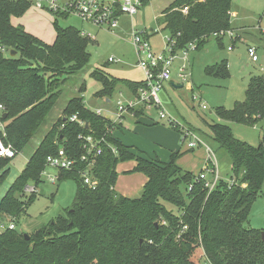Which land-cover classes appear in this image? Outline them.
I'll return each instance as SVG.
<instances>
[{
	"label": "trees",
	"instance_id": "trees-1",
	"mask_svg": "<svg viewBox=\"0 0 264 264\" xmlns=\"http://www.w3.org/2000/svg\"><path fill=\"white\" fill-rule=\"evenodd\" d=\"M231 4L232 0H174L156 20L157 27L173 41L174 52L190 44L199 51L210 37L220 45L232 30ZM30 7L31 0H0V46L16 53L14 57L0 53V105L4 108L0 140L16 153L35 137L63 95L65 81L81 72L90 57L89 38L72 26L54 23V41L46 44L13 25L12 19ZM208 73L227 75V65L222 63ZM89 77L100 85L94 97L103 101H110L119 87L130 96L143 86V81L114 79L99 69ZM84 92L83 83L34 148L0 200V217L15 222L25 212L33 197H17L16 193L28 181L37 184L46 158L59 148L76 162L72 170L58 174V180L64 176L76 183L73 205L27 240L14 230L0 234V264H200L201 256L209 264H264V228L249 225L251 208L262 196L264 131L259 144L252 146L235 138L228 125L254 126L262 118V77L250 80L243 102L231 110L219 109L217 115L225 123L210 126L213 140L229 158L233 181L219 179L211 192L204 182L195 181L199 172L183 171L176 164L180 153H171L164 163L125 146L114 135L119 126L84 106ZM144 114L143 108L133 110L134 117ZM73 115L84 126L70 122ZM87 136L103 140L101 154L89 158L97 180L94 190L81 177L88 164L80 160L85 150L79 137ZM9 160L0 158V183ZM125 162H134L131 173L146 178L137 198L124 197L113 189L116 166Z\"/></svg>",
	"mask_w": 264,
	"mask_h": 264
},
{
	"label": "rangeland",
	"instance_id": "rangeland-1",
	"mask_svg": "<svg viewBox=\"0 0 264 264\" xmlns=\"http://www.w3.org/2000/svg\"><path fill=\"white\" fill-rule=\"evenodd\" d=\"M174 0H145L137 15L129 17L122 15L118 20L117 28L112 32L106 28H97L91 23L68 15L56 17L35 9H30L21 17L15 18L14 23L22 27L27 33L48 42L55 38L54 23L60 27L72 26L89 38L88 65L78 74L68 78L64 85V93L57 106L49 113L45 123L40 127L29 144L16 153L7 163L8 172L0 183V200L8 188L21 174L34 148L50 129L52 123L61 116L66 102L76 95L81 84H85L82 95L83 104L91 111L101 109V115L110 120L115 119V103L121 100L117 93L110 99V110L103 108V100L94 97L100 90V85L89 77L91 71L102 70L109 77L122 81L139 83L145 80L144 73L137 66V55L132 43V30L148 38L149 45L154 52L168 51V34L157 27L156 20L161 17ZM231 37L225 36L221 44L210 37L206 45L199 51L189 52L187 58L182 50L176 51L170 69V81L163 84L159 92L161 109L150 112L153 123L147 127L139 126L133 135L125 134L122 141L125 145L134 147H148L146 151L150 157H158L161 162L167 163L171 153H180V165L183 169L197 173L196 165L203 158L200 150L195 147L190 150L187 140L182 141L183 134L170 127L167 119L159 120L157 114L162 111L166 118H172L179 127L189 129L192 137L201 143V149L210 148L217 161L218 175L222 180H228L230 161L227 154L218 148L213 140L210 126L223 124L217 112L220 108L231 110L237 103L243 102L250 80L254 77L264 79V66L261 58L264 57V0H232L231 4ZM41 21H44L43 24ZM234 34V35H233ZM254 47L258 62L253 63L247 55V48ZM230 48V50H228ZM112 58L113 62H108ZM222 63L227 65V75L210 74L208 71ZM183 77H180V70ZM125 95L126 92H123ZM196 97V98H195ZM201 104L206 110L200 108ZM129 118V117H128ZM130 119L124 122L126 127ZM235 138L257 146L264 131V113L254 126L229 124ZM175 146L173 147V142ZM192 141V140H189ZM140 149V148H139ZM206 153V152H205ZM42 172L50 176H57L54 168L45 167ZM121 177V175H119ZM139 181L138 177L134 182ZM137 184V183H136ZM134 186V183H131ZM27 186H35L34 193L25 191ZM76 193V183L62 176L54 184L41 175L37 184L28 181L24 188L19 189L16 196H32L33 200L19 218L1 216V223L5 226L8 221L15 223V233L32 235L43 225L64 212L73 205ZM170 208V206H168ZM249 225L261 230L264 228V182L262 196L253 204L249 214ZM200 264H206L204 257L199 258Z\"/></svg>",
	"mask_w": 264,
	"mask_h": 264
},
{
	"label": "built area",
	"instance_id": "built-area-1",
	"mask_svg": "<svg viewBox=\"0 0 264 264\" xmlns=\"http://www.w3.org/2000/svg\"><path fill=\"white\" fill-rule=\"evenodd\" d=\"M18 1V0H12ZM143 6L142 0H31V8L45 12L48 14H59V15H74L83 21L91 23L97 28H106L111 31L117 28L118 20L122 15H128L133 17L138 14L139 9ZM264 33V28L262 29ZM226 36L231 37L232 33H225ZM83 37L90 38L84 33H81ZM223 35V34H222ZM132 43L135 48L137 55V66L142 70L145 76L143 86L139 88L135 95L127 96L122 91H118L117 94L122 97L121 100H117L115 103V119L112 121L113 125L121 127L125 121V117L133 118V110L144 109V112L149 116L150 112L158 111L161 109V102L159 99V92L163 88V84L170 81V69L173 64L175 53L173 51V41L167 38L168 51L154 52L149 45L148 38L142 34L133 32L132 30ZM195 46L190 44L187 48L182 49L185 58L189 52H193ZM230 50V48H228ZM0 53L3 55H9L10 51L0 46ZM247 55L251 62H258L257 52L254 47L247 48ZM108 62H113L112 58L108 59ZM184 67L180 70V77H183L182 72ZM130 93V92H129ZM196 98V97H195ZM200 108L206 110V106L201 104ZM4 108L0 105V112H3ZM95 113L98 116L101 115V110L97 109ZM159 120L167 119L170 126L178 127L180 134H183L182 141L187 140V147L193 150L195 147H201V143L192 137V132L189 129H183L172 118H166V115L159 111L157 114ZM70 122H75L79 126H84V122L80 120L77 115H73L69 118ZM84 143L83 148L85 154L81 157L82 162H86L88 165L87 169L81 173L84 184L91 190H94L97 186V180L92 176L91 169L93 162L89 161V158L95 157L101 154L100 142L103 140H95L90 136L79 137ZM192 140V141H189ZM114 152V150L112 149ZM206 157L203 167L199 174L195 175V181L204 182V187L211 192L217 185L220 177L218 175L217 161L214 153L210 148L205 147ZM16 152L11 146H6L0 140V158L12 159ZM91 155V157H89ZM76 162L73 158L69 157L64 149L59 148L55 155H50L46 158L44 168L50 167L57 170L58 174L60 171H70L74 168ZM57 176H50L41 172V175H46L49 183L54 184L58 181ZM227 183L232 184L233 181L225 180ZM191 189L189 186L188 190ZM25 191L29 194L35 192V186H27ZM15 223L8 221V225L5 226L0 222V234L6 230H14ZM183 229H186L184 227ZM206 261V259L204 258ZM206 264H209L206 261Z\"/></svg>",
	"mask_w": 264,
	"mask_h": 264
},
{
	"label": "crops",
	"instance_id": "crops-1",
	"mask_svg": "<svg viewBox=\"0 0 264 264\" xmlns=\"http://www.w3.org/2000/svg\"><path fill=\"white\" fill-rule=\"evenodd\" d=\"M14 20H15V18L12 19V24L15 25V26H17L14 23ZM43 22L44 21H41L42 24H43ZM88 36H91V35L88 34ZM40 40L42 41V39H40ZM53 41H54V37L52 38V40H50L48 42H44V43L51 44V43H53ZM117 91L126 92V95L127 96L129 94V92L127 90H125L124 88H120L119 87ZM103 104L106 105V106H103V108L110 110V108H109L110 106L109 105L111 103H110L109 100H105L103 102ZM99 110H101V109H99ZM114 111H115V108H114ZM1 114H2V112H0V115ZM152 117L153 116H151V115L148 116L146 113L144 114V116H141V117H133V118L129 117L128 118V116H126L124 122H126L127 119H130L129 124H127V126L125 127L124 126V123H123L122 126L120 127L119 131H117L114 134L115 137L119 138L121 140V142L123 143L122 136L124 137L125 134H131V135H133L134 139L137 141V138L135 137V133L134 132H137V130H139V128H138L139 126L147 127L148 125H151L153 123ZM3 126H4V124L0 120V130L3 128ZM125 146L135 148L136 150H138L141 154H143L147 158H151V159L156 158V159L159 160L158 157H150L147 154L146 151H143V150H148V147H140V146L139 147H134V146H128V145H125ZM174 146H175V141L173 142V147ZM198 149L201 152L200 157H202L203 159L200 160L199 161V164L196 165V167H195V168H197V173L201 171V169L203 167V164L205 162V157H206V153L203 152L204 150H202L201 147L198 148ZM179 163H180V161H177L176 164L183 171L192 172L191 170L183 169ZM134 166H135V163L134 162L119 163L116 166L117 181H116V183L114 185V188H113L116 193H118V194H120V195H122L124 197L130 198V199L137 198L140 195V193L142 191V188H143V186H144V184L146 182V178H145L144 175H142L140 173H131V170L133 169ZM197 173H194V174H197ZM119 175H121V177ZM137 177H138L139 181L134 182L137 179ZM131 183H134V186H132Z\"/></svg>",
	"mask_w": 264,
	"mask_h": 264
},
{
	"label": "water",
	"instance_id": "water-1",
	"mask_svg": "<svg viewBox=\"0 0 264 264\" xmlns=\"http://www.w3.org/2000/svg\"><path fill=\"white\" fill-rule=\"evenodd\" d=\"M15 55H16L15 51H10V53H9V56H10V57H14ZM261 65L264 66V57L261 58ZM2 118L4 119V118H5V115H2ZM38 232H39V231H36V232H35V235H37ZM23 236H24V238H25L26 240L29 238V236H27L26 234H24ZM263 237H264V232L262 233V238H263Z\"/></svg>",
	"mask_w": 264,
	"mask_h": 264
}]
</instances>
